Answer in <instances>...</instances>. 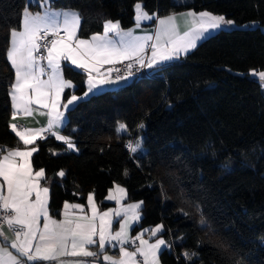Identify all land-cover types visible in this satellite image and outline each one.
Returning <instances> with one entry per match:
<instances>
[{
    "label": "trees",
    "instance_id": "1",
    "mask_svg": "<svg viewBox=\"0 0 264 264\" xmlns=\"http://www.w3.org/2000/svg\"><path fill=\"white\" fill-rule=\"evenodd\" d=\"M137 2L158 17L207 11L240 28L219 30L151 77L69 109L62 133L78 151L46 138L32 157L34 169H45L50 213L59 218L64 201L85 204L90 192L105 209L115 183L127 190L126 203L143 201L133 235L164 225L161 236L172 247L159 254L161 264H264V95L248 76L264 71V0H53L52 6L79 11L78 35L88 38L102 32L105 20L132 27ZM26 5L36 8L28 0H0V146L6 148L22 146L9 130L13 72L6 50L8 30ZM251 23L257 27L241 28ZM63 76L83 94L82 72L63 66ZM121 123L125 134L116 132ZM137 140L144 152L129 153L125 145ZM60 170L64 177L56 175ZM185 251L197 255L185 261Z\"/></svg>",
    "mask_w": 264,
    "mask_h": 264
},
{
    "label": "snow or ice",
    "instance_id": "2",
    "mask_svg": "<svg viewBox=\"0 0 264 264\" xmlns=\"http://www.w3.org/2000/svg\"><path fill=\"white\" fill-rule=\"evenodd\" d=\"M49 5L50 0H40L42 12H33L26 5L18 26L8 30L6 61L13 72L8 93L9 128L23 147L0 146V264H160L159 254L172 247L161 236L164 225L143 229L131 237L130 230L141 219L143 201L122 203L127 199V190L119 184L114 183L105 197L115 201L116 208L99 211L90 192L87 205L64 201L58 213L60 219L55 218L49 208L50 189L42 185V181L47 183L45 169H33L32 157L38 151L34 145L47 134L62 141L66 150L78 151L71 137L59 132L70 106L106 86L126 82L142 70L158 69L178 59L195 48L205 34L235 22L207 11L160 18L137 2L134 28L125 30L120 21L105 20L102 32L81 38L79 11L54 10ZM178 16L189 24L183 33L176 23ZM151 20L157 24L154 34L137 35L141 22ZM63 62L86 75L83 94L73 92L66 101H62L65 90L75 85L64 78ZM117 65H124V71ZM251 74L264 88V71L252 70ZM34 113L47 117L46 127L28 128L12 122ZM127 131L123 123L116 128L117 134ZM126 147L136 153L142 145L129 141ZM56 175L64 177L65 172L60 170ZM124 175H128L126 169ZM116 223L118 230L113 229ZM146 232L151 233L149 239L144 238ZM152 237L156 238L154 242H150ZM260 239L264 242V237ZM93 247L97 250H91ZM109 248H118V258L107 254ZM182 255L185 261H192L197 254L185 251Z\"/></svg>",
    "mask_w": 264,
    "mask_h": 264
},
{
    "label": "crops",
    "instance_id": "3",
    "mask_svg": "<svg viewBox=\"0 0 264 264\" xmlns=\"http://www.w3.org/2000/svg\"><path fill=\"white\" fill-rule=\"evenodd\" d=\"M52 1L53 0H50V7L51 8H53L54 10H68V9H56V8H54L53 6H52ZM28 2H29V4H31L32 6H34V7H36L35 9H31L30 8V10L31 11H33V12H36V11H43V9L41 8V7H39V4H40V0H28ZM188 11H192V10H187V11H182V12H178V13H176V14H179V13H186V12H188ZM197 13V12H196ZM170 15V14H169ZM134 16H135V10H134ZM166 16H168V15H166ZM163 17H165V16H163ZM163 17H160V18H163ZM21 19H22V17H21ZM176 23H177V25H178V29L181 31V33H183V31L184 30H186L187 29V27H189V24H187L186 22H185V20L183 19V18H180L179 16L177 17V21H176ZM134 26H135V19H134V24H133V26L132 27H130V28H134ZM157 27V24H156V22H155V20H151V21H142L141 22V27L139 28V29H136V34L137 35H144V34H154V30H155V28ZM240 28V27H238V26H236L235 24L233 25V26H228V27H224V28H222V29H220V30H231V29H233V28ZM247 27H257V24H250V25H246V26H242L241 28H247ZM129 29V28H128ZM126 30V29H125ZM262 30L264 31V27H262ZM219 30H216V31H212V32H210V33H207V34H205V36L203 37V38H201L200 40H198L197 42H196V46L199 44V43H201L202 41H204L205 39H207L209 36H211V35H213L214 33H216V32H218ZM89 38V37H88ZM196 48V47H195ZM195 48H193V49H190L186 54H182L178 59H174V60H172V61H170V62H168V63H166V64H164V65H168V64H170V63H173V62H177V61H179L181 58H183L184 56H186V55H188L189 53H191ZM149 55H150V52L148 53ZM164 65H162V66H164ZM63 66H68V67H70V68H72V69H74V70H76V71H79V72H82L81 70H79V69H76L74 66H69L68 65V63L67 62H63V65H62V70H63ZM107 67V66H106ZM156 69H153V70H149V71H151L152 73L155 71ZM83 73V72H82ZM84 74V73H83ZM84 76H85V79H84V91L86 90V84H85V80H86V75L84 74ZM132 79H129L128 81H126V82H122V83H120L119 85H110V86H106V87H104L103 89H101V90H99L98 92H96V94H98V93H101V92H103V91H106V90H112V89H117V88H120V87H123V86H125L126 84H128L130 81H131ZM74 85H75V83H73ZM75 89H76V85H75V87H74V89H66L65 90V93L67 92V91H69L70 92V94L69 95H71L74 91H75ZM65 93H64V96L62 97V101H66V99L67 98H65ZM77 95V94H76ZM92 94H90L89 96H91ZM95 95V94H94ZM77 96H80V95H77ZM88 96V97H89ZM88 97H86V98H88ZM84 100V99H83ZM81 101V100H80ZM10 102H11V100H10ZM79 102V101H78ZM78 102H76L75 104H73L72 106H70V108L69 109H71V108H73L74 106H76V104L78 103ZM68 109V110H69ZM67 110V111H68ZM42 111H46V110H42ZM67 111L65 112V119H64V122H63V124L61 125V127L59 128V132H60V134H62L63 135V133H62V130L64 129V127H65V125H66V121H67V118H66V114H67ZM10 119H11V117H10ZM10 121V120H9ZM12 122H14V123H17L18 125H20V126H23V127H28V128H39V127H46V122H47V117L46 116H42V115H40L39 113H34V115L32 116V117H18L17 118V120L16 121H12ZM9 130H10V128H9ZM11 131V130H10ZM14 134V133H13ZM120 134H125V133H120ZM15 135V134H14ZM46 136H47V138L50 136V135H47V134H45ZM52 137V136H51ZM56 142H58V143H61V144H63V145H65L62 141H58V140H56L54 137H52ZM45 140V139H44ZM41 141H43V140H37V142H36V145H34V146H36V147H38V143L39 142H41ZM22 145V144H21ZM33 145H30L29 147H32ZM66 146V145H65ZM21 147H23V145L21 146ZM138 152H142V148L138 151ZM35 154V153H34ZM34 169V168H33ZM34 170H39V169H34ZM42 185L43 186H47V187H49V183L47 182V183H45L44 181H42ZM114 187V186H113ZM112 187V188H113ZM107 194H108V192H107ZM107 196V195H106ZM95 200V199H94ZM104 201H105V203H107L109 206L107 207V208H105V209H101L99 206H98V204H97V206H98V210L99 211H105V210H107V209H109V208H116L117 207V205H116V203H115V201H107L106 199H104ZM126 201V200H125ZM125 201H123L122 203H124V204H127ZM96 202V201H95ZM137 202H140V201H137ZM70 203H72V202H70ZM132 203H134V202H132ZM85 205H87V199H86V202H85ZM62 207H63V205H62ZM61 210H62V208H61ZM87 210V209H86ZM89 214H90V212H89ZM140 215H141V212H140ZM57 219H60V216H59V218H57ZM138 223H136V224H134L133 225V227L135 226V225H137ZM132 227V228H133ZM113 229L114 230H118L119 229V224L118 223H116V224H114L113 225ZM146 229H151V228H146ZM132 230V229H131ZM131 230H130V233H129V235L131 236V237H135V235L137 234V233H139V232H141L142 230H140L139 232H137L136 234H132L131 233ZM4 231H5V233L9 236V237H12V233L11 232H8V230H7V228H5L4 229ZM162 235V234H161ZM150 236H151V233L150 232H146V233H144V238L145 239H149L150 238ZM163 238V237H162ZM0 239H2V238H0ZM155 237H152L151 239H150V242H154L155 241ZM138 243V242H137ZM11 250V249H10ZM91 250H93V251H96L97 249L95 248V247H93ZM129 250H133L131 247H129ZM11 251H13L14 252V250H11ZM15 254V253H14ZM107 254H109V255H113L114 257H117L118 258V248H109L108 250H107ZM63 259V258H62ZM89 259H91V258H89ZM160 264H161V262H160Z\"/></svg>",
    "mask_w": 264,
    "mask_h": 264
},
{
    "label": "built area",
    "instance_id": "4",
    "mask_svg": "<svg viewBox=\"0 0 264 264\" xmlns=\"http://www.w3.org/2000/svg\"><path fill=\"white\" fill-rule=\"evenodd\" d=\"M116 67H119V68H121V72H123L124 71V65H117ZM113 75H115V73L113 74ZM151 77L152 76V72L151 71H149V70H147V69H145V70H142L141 72H139V73H137L134 77H132L131 79H135V78H139V77ZM48 138H52L51 136H49ZM125 148H126V150L129 152V153H131L129 150H128V148L126 147V145H125Z\"/></svg>",
    "mask_w": 264,
    "mask_h": 264
},
{
    "label": "rangeland",
    "instance_id": "5",
    "mask_svg": "<svg viewBox=\"0 0 264 264\" xmlns=\"http://www.w3.org/2000/svg\"><path fill=\"white\" fill-rule=\"evenodd\" d=\"M176 1H187V0H176ZM251 24H252V23H251ZM236 26H237V25H236ZM238 27H239V26H238ZM233 29H239V28H236V27H235V28H233ZM251 72H252V71L249 72V75H248V76H249L250 78L255 79L256 81L259 82L258 78H257V77H254V76L251 74ZM257 72H259V71H257ZM259 84H260V82H259ZM260 86H261V84H260ZM261 89H262V92H263V95H264V88L261 87ZM85 99H86V98H85ZM137 141L140 142V140H137ZM137 141H135V143H136ZM135 143H134V144H135ZM140 149H141V148H140ZM140 149H138V151H139ZM138 151H137V152H138ZM142 152H144V150H142ZM133 154H134V153H133Z\"/></svg>",
    "mask_w": 264,
    "mask_h": 264
}]
</instances>
